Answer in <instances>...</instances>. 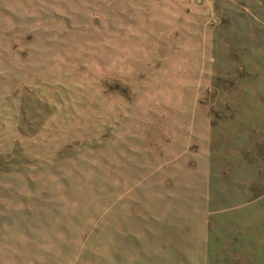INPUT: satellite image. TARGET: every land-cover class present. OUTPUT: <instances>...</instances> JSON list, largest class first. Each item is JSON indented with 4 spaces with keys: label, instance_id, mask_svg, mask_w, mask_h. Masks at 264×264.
Segmentation results:
<instances>
[{
    "label": "rangeland",
    "instance_id": "rangeland-1",
    "mask_svg": "<svg viewBox=\"0 0 264 264\" xmlns=\"http://www.w3.org/2000/svg\"><path fill=\"white\" fill-rule=\"evenodd\" d=\"M0 264H264V0H0Z\"/></svg>",
    "mask_w": 264,
    "mask_h": 264
},
{
    "label": "crops",
    "instance_id": "crops-1",
    "mask_svg": "<svg viewBox=\"0 0 264 264\" xmlns=\"http://www.w3.org/2000/svg\"><path fill=\"white\" fill-rule=\"evenodd\" d=\"M152 259V258H151Z\"/></svg>",
    "mask_w": 264,
    "mask_h": 264
}]
</instances>
